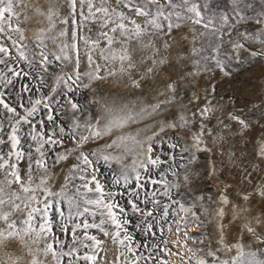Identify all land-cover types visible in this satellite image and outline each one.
Segmentation results:
<instances>
[{
  "label": "snow or ice",
  "instance_id": "snow-or-ice-1",
  "mask_svg": "<svg viewBox=\"0 0 264 264\" xmlns=\"http://www.w3.org/2000/svg\"><path fill=\"white\" fill-rule=\"evenodd\" d=\"M261 81L264 0H0V264H264Z\"/></svg>",
  "mask_w": 264,
  "mask_h": 264
},
{
  "label": "rangeland",
  "instance_id": "rangeland-1",
  "mask_svg": "<svg viewBox=\"0 0 264 264\" xmlns=\"http://www.w3.org/2000/svg\"><path fill=\"white\" fill-rule=\"evenodd\" d=\"M254 75H259L260 69H253ZM257 81L255 79H246L244 76H238L237 78L233 79L231 84L228 85L229 88H244V87H252L255 85ZM264 83V81H261ZM102 87L106 90L110 89L108 94L112 95L115 99L120 102H128V101H135V97L130 94H125L123 90L119 88L118 85H113L109 82H105L102 84ZM123 97V99H122ZM207 191V189H205ZM191 231V229H190ZM101 239H104L102 236ZM161 239H166L168 241L166 247L169 250L167 254L159 253L160 257H163L164 260L167 261V264H183L181 257H185L188 255L187 250L182 247L183 244V236H177L175 227L173 226V230L171 233H166L164 237L157 236L155 243H159ZM179 241V243H175ZM190 243V242H189ZM163 247V245H162ZM104 251L99 253L102 259L98 260V264H126L128 259L127 254L121 256V251L123 249L118 248L116 245L111 244L110 241H107L103 245ZM143 264V262H141ZM155 264V262H153Z\"/></svg>",
  "mask_w": 264,
  "mask_h": 264
}]
</instances>
